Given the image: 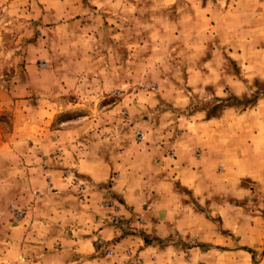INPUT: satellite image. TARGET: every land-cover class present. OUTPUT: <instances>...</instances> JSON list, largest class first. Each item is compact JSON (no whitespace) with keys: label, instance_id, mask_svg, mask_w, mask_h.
I'll list each match as a JSON object with an SVG mask.
<instances>
[{"label":"rangeland","instance_id":"rangeland-1","mask_svg":"<svg viewBox=\"0 0 264 264\" xmlns=\"http://www.w3.org/2000/svg\"><path fill=\"white\" fill-rule=\"evenodd\" d=\"M0 264H264V0H0Z\"/></svg>","mask_w":264,"mask_h":264},{"label":"crops","instance_id":"crops-1","mask_svg":"<svg viewBox=\"0 0 264 264\" xmlns=\"http://www.w3.org/2000/svg\"><path fill=\"white\" fill-rule=\"evenodd\" d=\"M153 210H155V209L150 208V210H149L146 214H148L149 216H151ZM148 215H147V216H148ZM161 220H164V218H163V219H160V221H161ZM157 225H158V224H157ZM157 225H156V226H157ZM156 228H157V227H155V229H156ZM157 229H158V231H160L161 233L164 232V233H166V234H168V235L170 234L168 231H166L165 229H163L160 225H158V228H157ZM164 233H163V235H164ZM155 234H156V233H155ZM140 244H141L142 246H144V245H143V244H144L143 242L140 243ZM147 247H148V246H146V247H144V248H147Z\"/></svg>","mask_w":264,"mask_h":264}]
</instances>
